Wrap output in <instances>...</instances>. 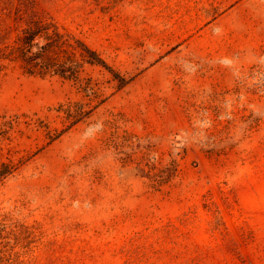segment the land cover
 I'll return each instance as SVG.
<instances>
[{"label": "rangeland", "instance_id": "1", "mask_svg": "<svg viewBox=\"0 0 264 264\" xmlns=\"http://www.w3.org/2000/svg\"><path fill=\"white\" fill-rule=\"evenodd\" d=\"M3 213L21 264H264V0H0Z\"/></svg>", "mask_w": 264, "mask_h": 264}, {"label": "trees", "instance_id": "2", "mask_svg": "<svg viewBox=\"0 0 264 264\" xmlns=\"http://www.w3.org/2000/svg\"><path fill=\"white\" fill-rule=\"evenodd\" d=\"M36 34H31V36H35ZM84 52L86 53L87 58L90 60V62L98 63L102 66H106L105 62L98 57V55L88 48H84ZM113 75L118 79L120 82V85L126 84L128 79H125L124 77H121L118 73H113ZM175 172V166L173 164H169L166 168V176L165 180H168L171 175H173ZM9 226L13 225L14 222L10 220V217L8 216V213H3V215L0 214V239L3 238L2 233H6L7 228ZM11 256V255H10ZM9 254L6 252V250L3 249L2 246H0V264H21L22 262L18 260V258L10 257Z\"/></svg>", "mask_w": 264, "mask_h": 264}, {"label": "water", "instance_id": "3", "mask_svg": "<svg viewBox=\"0 0 264 264\" xmlns=\"http://www.w3.org/2000/svg\"><path fill=\"white\" fill-rule=\"evenodd\" d=\"M36 40V39H35Z\"/></svg>", "mask_w": 264, "mask_h": 264}]
</instances>
